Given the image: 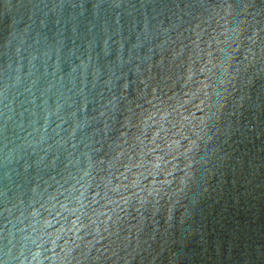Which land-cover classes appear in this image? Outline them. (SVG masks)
Instances as JSON below:
<instances>
[{
    "label": "water",
    "instance_id": "obj_1",
    "mask_svg": "<svg viewBox=\"0 0 264 264\" xmlns=\"http://www.w3.org/2000/svg\"><path fill=\"white\" fill-rule=\"evenodd\" d=\"M0 264H264V0H0Z\"/></svg>",
    "mask_w": 264,
    "mask_h": 264
}]
</instances>
